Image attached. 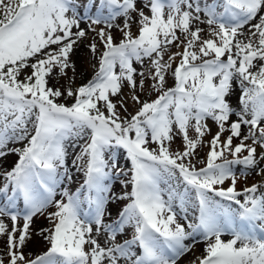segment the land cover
I'll list each match as a JSON object with an SVG mask.
<instances>
[{
	"label": "snow or ice",
	"instance_id": "obj_1",
	"mask_svg": "<svg viewBox=\"0 0 264 264\" xmlns=\"http://www.w3.org/2000/svg\"><path fill=\"white\" fill-rule=\"evenodd\" d=\"M137 3L0 0V264H264V0Z\"/></svg>",
	"mask_w": 264,
	"mask_h": 264
},
{
	"label": "rangeland",
	"instance_id": "obj_2",
	"mask_svg": "<svg viewBox=\"0 0 264 264\" xmlns=\"http://www.w3.org/2000/svg\"><path fill=\"white\" fill-rule=\"evenodd\" d=\"M82 2V0H81ZM143 4V0H138V3H137V7H141ZM118 22H121V21H118ZM82 27L84 25H81ZM203 27V26H202ZM132 30L133 32L136 31V25L135 23H133V27H132ZM87 42H85L86 44ZM85 44H81L79 49L77 50L76 52V55L73 57L74 60H76V63H77V76H76V79H75V86H79L83 83H85L88 79L91 78V75L93 73V68H92V63L93 61H91L90 59V56L88 54V51L85 47ZM172 51L175 52L177 51V49L175 47L172 48ZM167 57H165L166 59ZM137 68H139V65H137ZM137 79H139V77H137ZM61 83H64L63 80H61ZM168 83L169 85L172 84V80L171 78H169L168 80ZM128 92V89L125 88V93L127 94ZM155 94L152 93L151 95V98H154ZM144 98H149L148 96V93H144L142 94V99ZM233 99V102L235 103V97L232 98ZM129 110L131 111L132 110V107H131V103H129ZM209 124L211 125V121H209ZM213 132H215V126L213 125ZM210 137H205V139H209ZM178 148H182V144H181V141L179 139H177L173 144H172V149L173 150H176ZM199 156L200 158H203L207 152V147H203L202 149H199ZM16 157L15 156H9L7 157V160L5 162V165L8 166L10 165L11 163H13L15 161ZM198 167L201 166V165H197ZM260 179V177H257V176H254V175H251L249 176L248 180H247V183L248 184H251V183H254L256 181H258ZM239 186H243V183ZM119 187V185H117V188ZM48 226V222L47 220L44 219V223H40L38 225V228L40 227H47ZM37 229V228H35ZM228 237L226 236L225 239H227ZM36 239L39 240L38 237H34L32 242L30 243L31 244V250L33 254H36V253H39L40 251H42L44 248H45V243L41 240L40 243L36 242ZM39 248H38V246ZM3 247V242L0 241V248ZM203 251V245L202 244H198L195 249H194V254L195 255H200ZM194 254L193 253H189L186 257L183 258V260L181 261V264H187L186 261H191L193 258H194ZM189 264V263H188Z\"/></svg>",
	"mask_w": 264,
	"mask_h": 264
},
{
	"label": "bare ground",
	"instance_id": "obj_3",
	"mask_svg": "<svg viewBox=\"0 0 264 264\" xmlns=\"http://www.w3.org/2000/svg\"><path fill=\"white\" fill-rule=\"evenodd\" d=\"M40 223H44V219L43 218H39V219H37L36 221H35V223H34V225H33V228L35 229V228H38V225L40 224ZM40 239L38 240V239H36V241L34 242V243H36V242H38V243H40ZM38 246V245H37ZM38 248H39V246H38ZM26 252H32V250H31V244L28 246V248L26 249ZM187 262V264L189 263V261H186Z\"/></svg>",
	"mask_w": 264,
	"mask_h": 264
}]
</instances>
